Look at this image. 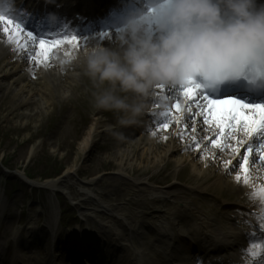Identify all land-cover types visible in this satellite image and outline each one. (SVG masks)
Returning <instances> with one entry per match:
<instances>
[{"label": "rangeland", "instance_id": "1", "mask_svg": "<svg viewBox=\"0 0 264 264\" xmlns=\"http://www.w3.org/2000/svg\"><path fill=\"white\" fill-rule=\"evenodd\" d=\"M85 39L88 38L77 40L76 45L64 43L55 47L58 51L67 49L66 54H58L61 68H51L43 60V66L37 67V72L42 75L30 74L29 79H22L26 84L18 83L19 74L11 71L5 73L4 63L0 65V241L7 240V251L4 254L0 252V264H9L13 258L15 249L11 241L15 231H18V239L25 241L27 229H34L38 245L35 251L45 258L51 253L53 245L56 248L59 246L60 250L54 249L53 255L59 264H67L64 241L78 227L96 230L101 225L109 226L107 223L121 227L124 223L121 214L124 212L127 215L134 213L137 215L134 219L146 220L151 224L164 212L173 220L175 217L170 216L169 212L177 214V208H174L177 200L163 202V197L172 189L180 197L187 198H184L186 201L197 199L208 212L207 216L218 220L221 217L219 212L229 213L230 216L244 212L233 204L234 201H218L222 197L214 194L217 177L209 181L208 193L199 196L197 179L202 175L196 173L195 168L203 166L206 156L203 146L196 147L197 142L189 145L190 151H184L186 139L181 137L177 149L155 162H151L153 156L147 154L146 150L153 144H138L145 134L151 132L131 134L129 130L122 142L123 135L116 127L121 124L123 114L94 107V93L107 85L94 84L85 72L79 53ZM49 72H52L50 76ZM152 108L149 106L146 110L151 111ZM176 116L172 111L171 118ZM97 119L101 122L95 133L97 142L84 154L80 151V143ZM156 147L161 152L159 155H163V143L158 142ZM143 150L145 156L141 158L139 154ZM124 153V163H121L118 157ZM192 158L197 165L191 163ZM68 171L72 172L69 185L71 194L63 191L53 193L50 187H35L28 183V178L38 184L65 181ZM93 179L95 186H84L85 182ZM134 181L144 183L148 190L143 192L137 187L122 184ZM111 184L122 186L118 189ZM85 188L94 189L102 204L86 198L83 195ZM141 200H146L148 204L145 206ZM215 202L218 206L210 213L211 204ZM103 208L110 211L103 212ZM156 210L159 213H153ZM181 212L180 221H176L179 226L177 232L182 235L180 239H185L180 243L178 239L177 247L186 250L190 247L188 228H191V222L183 218L187 216L185 208ZM56 214L58 222L54 224ZM151 239H154L153 234L148 235V240ZM30 256L29 249L24 248L19 261L29 263Z\"/></svg>", "mask_w": 264, "mask_h": 264}, {"label": "bare ground", "instance_id": "2", "mask_svg": "<svg viewBox=\"0 0 264 264\" xmlns=\"http://www.w3.org/2000/svg\"><path fill=\"white\" fill-rule=\"evenodd\" d=\"M4 27L5 22L0 21V49L2 50V52L0 51V65L4 63L3 69L5 73L11 71L19 74V78L17 79V81H19L18 83L26 84L22 82V79H29L31 76L30 74H39L40 72H37V67L43 66V60H45L51 68H61L58 54L62 55L63 52L66 54L67 49H59V51L52 49L47 58H45L40 52L38 43L24 39L16 32L6 33ZM152 27L153 26L150 24L149 29L151 30ZM119 32L120 30L104 34V36H90L88 39L83 40V43L79 47V53L82 55L86 48L97 44L105 47L110 45V48L116 47L119 44V41L117 40ZM10 35L15 37V41L9 39ZM25 61H28V63L25 64ZM51 73L52 72H49L48 76H50L49 74ZM6 75L7 74H5V76ZM39 75H42V73ZM1 81L2 80L0 79V82ZM164 85L166 84H163V86ZM165 88L166 87H162L159 92L162 94L161 96L165 97V100L168 101L170 97H167V95H170L171 93H166V91H164ZM28 89L31 90V88ZM14 92L17 91L14 90ZM174 96L175 95L171 97V100H175L174 102L179 101L184 109L182 114L176 113L175 109L173 111V113L177 114L176 117L179 118V126H177L176 119L173 117L169 119L168 127L163 128L162 125L166 120L164 115V118L158 119V117L155 116V112L148 113L144 111V113L136 118L134 122L121 123L116 127L123 135V138L121 139L122 142H124V136L126 137L129 130L131 134L148 131L151 132L150 134H145L144 138L138 143L139 145L145 144L144 142H151L153 144L146 149L147 154L153 156L151 162L162 159L169 151L177 149L178 140H180L181 137L186 139V145L183 146L184 151H190L191 148L189 145L197 142L196 144L203 146L205 149L204 155L206 156L203 166L195 168V172L202 175L200 179H197L196 190H199V196L208 193L207 185L210 183L209 181H211L213 177H217V180L214 183V194L218 195V197H222L221 199H218V201L221 200V203L234 201L235 203L233 204L241 207L244 212H239V214L234 213L231 216L229 213L224 214L223 212H219L221 217H218L220 219L218 220L217 218L207 216L208 212L204 210L203 206L199 204L197 199L186 201L185 199L187 198L180 197L176 193V190L172 189V191L166 193V196L163 197V202L168 203V201L171 202L177 200L176 206H174V208H177V214L169 212L170 216L175 217L173 220L171 217H167L168 213L164 212L162 213L161 218L151 224L146 220L134 219L137 217L134 213H129L127 215V213L124 212L121 214L124 221L121 227L111 226V223H107L109 226L101 225L100 228H97L96 230H91L89 228L80 229L78 227L70 233L66 245L68 244L77 247L79 244H83L82 246L77 247L79 252H83V246L87 245L88 247L95 241H99V243L101 242L102 244V242L107 240L108 245H106V248L103 250L102 256L99 259H94L96 264L105 261V258H110L108 256L111 252L114 256L115 253L119 254V264H208L215 256L236 253H238L240 258L239 262L242 264H254V260L256 262L258 261V264H262L264 253H261L260 248L257 247L256 251L261 254L254 259L251 255V250L253 245L264 244V227L261 226L262 223H264V221L261 220V216L264 215V203H262L259 196L253 195L254 189L264 184V164L260 163L255 152L256 146L259 145L261 140H264V130L258 131L259 133L257 132L252 137H246L242 129L239 131H232L231 135L223 138L222 143L225 147H216L212 144V140L217 139L219 131L215 125L206 124L204 122V116L202 114H197L196 105L194 103L192 104V110L190 111L185 105L184 98L179 99ZM26 99L29 100L30 97ZM153 99L154 98L152 97L147 98V103L151 102ZM167 110L166 106H163L162 113ZM148 118L150 119L149 121H147ZM153 121H156V123H153ZM100 124V120L97 119L84 135L79 147L80 151L84 154L90 151L97 142L95 133L99 129ZM154 125H157V127L154 128ZM258 135H260V138H258ZM237 140L242 142L239 145V153L234 150L237 147ZM158 142H162L164 145V153L162 152L163 155H159L161 152L158 151V148L156 147ZM245 142L251 143L253 146L248 163V184L244 183V174L242 170L239 169L236 171L239 167L243 153L246 150ZM228 145H231V147H228ZM136 154L137 153H134V155ZM139 155L143 158V156H145V150ZM124 156L125 153L118 157L121 163H124ZM229 161H231V164L228 163ZM192 162L197 165L194 158L191 159V163ZM74 168L75 167L72 169ZM122 168V165L119 164V169L122 170ZM213 170L215 171L213 172ZM238 172L241 173L240 180L236 179ZM217 173H219V175ZM71 175L72 172L68 171L65 176V181H48L47 186L50 187L53 193L63 191L65 194H71V189L69 187L72 178ZM94 182L95 179L85 182L84 186H95L96 182ZM122 184L125 186L129 184V187H137L143 192L148 190L142 182L134 181L133 183L125 182ZM122 184L119 185L122 186ZM111 185L118 189L121 188V186H116L118 184ZM224 188L226 190H224ZM190 190H193V188ZM95 192L94 189L89 190L88 188H85L83 190V195H86V198H92L93 201L102 204L103 201ZM216 195H214V197ZM155 199H157L156 196ZM145 201L146 200H141L146 206L148 202ZM178 202L180 205H178ZM189 202H191V204ZM236 202H239V204ZM153 204H156V202ZM217 206V202L212 203L211 209L209 210L210 213H213ZM144 208L146 209V207ZM184 208L187 216H183V218L189 219L191 222V228H188V235L191 238H195L197 243L181 252L180 249L177 250L175 242L178 239L179 243L183 242L185 237L184 239H180V237L182 238V235L177 232L179 226L176 221H180L179 213H182L181 211ZM109 211V208H103V212L107 213ZM153 213L159 212L156 210L153 211ZM133 215L134 217H129ZM57 216L58 214L53 217L54 224L58 222ZM243 225H250L252 229H247L245 226L243 227ZM27 234L28 237L25 238V241H22V239H18V231L14 232V243L17 244L15 252L18 254L17 256L19 258H21L20 246L22 247L28 244L33 245L37 241L34 229H27ZM149 234H153L154 239L148 240ZM2 242L3 244H6V240H2ZM0 248H4L2 244L0 245ZM70 250H72L73 253V250L75 249L70 248ZM196 256L198 257V263H195L193 260ZM54 258L55 257L51 254H49L47 258H41L38 255H34L30 257L28 261L29 264H56ZM26 264L28 263L26 262Z\"/></svg>", "mask_w": 264, "mask_h": 264}, {"label": "clouds", "instance_id": "3", "mask_svg": "<svg viewBox=\"0 0 264 264\" xmlns=\"http://www.w3.org/2000/svg\"><path fill=\"white\" fill-rule=\"evenodd\" d=\"M256 5L257 0H146L131 9L116 47L97 44L82 54L88 77L107 85L94 93V107L122 113L120 122L129 123L150 106L147 98L157 86L186 84L197 74L213 82L248 75L264 85V6Z\"/></svg>", "mask_w": 264, "mask_h": 264}, {"label": "snow or ice", "instance_id": "4", "mask_svg": "<svg viewBox=\"0 0 264 264\" xmlns=\"http://www.w3.org/2000/svg\"><path fill=\"white\" fill-rule=\"evenodd\" d=\"M0 21L5 22L4 31L6 33L22 32L21 25L19 23L14 24V21L9 19L8 17L0 15ZM26 36L33 41L37 40V37H34L31 32H27ZM9 39L11 41H15L14 36L10 35ZM64 43L76 45L77 37L75 35H72L64 36L62 39L53 40H45L43 38H39V49L40 52L45 56V58H47L48 54L53 48L58 47L59 45ZM198 87L199 85H197L192 79H189V81L184 84L182 93L184 96L185 105L191 111V106L194 103L196 105L197 114H202L204 116V122L206 124H214L215 127L219 130L217 139L212 140V144L214 146L220 148L225 147V145L222 143L223 138L225 136L231 135L232 131H239L242 129L246 137H252L258 131L264 130V104H245L244 102L233 97L213 99L208 97L207 95H199L197 93ZM172 108L175 109L176 113L181 114L184 110L180 102L177 101L174 105L171 106V108L162 113V115H164L166 118L172 115ZM174 118L176 119V122L179 123V118ZM162 127L167 128L168 124L165 123L162 125ZM241 143V141L237 140V147L234 149L237 153H239V145ZM196 147L199 148V144H197ZM228 147H231V145H228ZM245 148L246 150L244 151L241 162L239 163V168L244 174V183L248 184V163L250 154L253 150V146L251 145V143L245 142ZM255 152L260 163L264 164V140H261L259 145L256 146ZM228 163L231 164V161H229ZM236 179H241V173H237ZM253 195L259 196L262 203H264V184L254 189ZM261 220L264 221V215L261 216ZM261 226L264 227V223H262ZM257 247L260 248L261 253H264V244L253 245L251 255L254 259L261 254L256 251Z\"/></svg>", "mask_w": 264, "mask_h": 264}]
</instances>
